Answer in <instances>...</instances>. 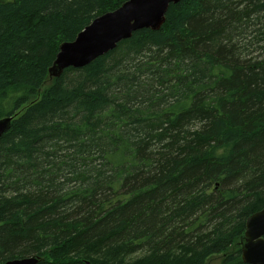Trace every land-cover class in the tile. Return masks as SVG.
Returning <instances> with one entry per match:
<instances>
[{"label": "trees", "instance_id": "obj_1", "mask_svg": "<svg viewBox=\"0 0 264 264\" xmlns=\"http://www.w3.org/2000/svg\"><path fill=\"white\" fill-rule=\"evenodd\" d=\"M128 0L0 1V264H245L264 209V0H183L51 79Z\"/></svg>", "mask_w": 264, "mask_h": 264}, {"label": "water", "instance_id": "obj_2", "mask_svg": "<svg viewBox=\"0 0 264 264\" xmlns=\"http://www.w3.org/2000/svg\"><path fill=\"white\" fill-rule=\"evenodd\" d=\"M183 0H128L114 12L96 18L73 42L60 45L49 69L51 79L60 78L66 70L81 69L114 51L133 34L150 29L161 30L172 4ZM13 117L0 119V139L11 128ZM242 261L245 264H264V209L246 222L245 234L240 239ZM44 259L33 256L7 261L4 264H39Z\"/></svg>", "mask_w": 264, "mask_h": 264}, {"label": "rangeland", "instance_id": "obj_3", "mask_svg": "<svg viewBox=\"0 0 264 264\" xmlns=\"http://www.w3.org/2000/svg\"><path fill=\"white\" fill-rule=\"evenodd\" d=\"M2 2L8 1V0H0ZM223 257L222 256H214L210 258L207 262V264H223Z\"/></svg>", "mask_w": 264, "mask_h": 264}]
</instances>
